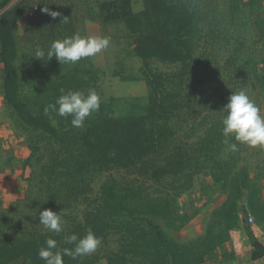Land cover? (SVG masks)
Listing matches in <instances>:
<instances>
[{
	"label": "trees",
	"instance_id": "16d2710c",
	"mask_svg": "<svg viewBox=\"0 0 264 264\" xmlns=\"http://www.w3.org/2000/svg\"><path fill=\"white\" fill-rule=\"evenodd\" d=\"M207 4L205 0L201 12L203 22L210 24ZM142 5L143 26L132 35L136 56L143 62L145 95L135 97L141 102L139 108L123 115L104 109L101 102L99 111L86 118L82 128L73 127L70 116L60 117L51 110L46 113L45 108L55 103L62 88L85 94L89 89L96 91L98 71L92 57L61 65L55 57L47 60L45 55L43 60L34 58L35 52L26 54L27 92H21L15 68L21 52L14 37V9L0 17L6 113L24 134L31 165L23 200L0 214L2 264L14 261L17 249H24L29 264H45L38 251L46 247L47 238L56 240L54 252L72 248L66 237L73 233L82 237L88 228L103 244L113 231L130 244L129 225L119 214L116 220L114 213L107 212L111 205L116 207L123 199L150 203L160 208L158 216L150 215L166 219L173 213L172 192L187 189L193 177L204 171L214 179L229 176L237 155L245 149L246 145L238 144V151H227L221 134V108L230 96L224 94L225 82L243 90L250 86L253 77L245 64L235 61L229 66L217 40L208 44L204 38L201 46L196 45L189 0H142ZM50 10L60 15L53 19L44 13L27 20L29 41L45 53L53 41L73 34L96 36L89 33L90 24L99 32L108 24L135 17L129 0L102 1L95 13L89 10L80 16L83 27L76 31L70 10ZM65 17L67 23L62 21ZM202 31L207 32L204 37L209 32L220 39L216 24ZM152 60L171 68L152 70ZM102 174L109 177L91 208L93 185ZM79 205L86 209L76 214ZM44 209L60 212L61 233L50 232L38 223ZM163 240L162 231L154 226L149 239L154 249L143 254L150 257L148 264H172ZM85 261L82 256L63 257L64 264H95L98 259Z\"/></svg>",
	"mask_w": 264,
	"mask_h": 264
},
{
	"label": "rangeland",
	"instance_id": "374dc122",
	"mask_svg": "<svg viewBox=\"0 0 264 264\" xmlns=\"http://www.w3.org/2000/svg\"><path fill=\"white\" fill-rule=\"evenodd\" d=\"M102 1L111 0H0V17L13 10L16 23L14 37L20 49L19 62L15 64L18 90L27 92L25 80V55L36 51L34 43L26 35L27 20L30 17H41V8H65L70 10V22L76 31L83 27L80 16L85 12L97 11ZM130 8L135 14L130 20L117 24H108L99 29L88 26L89 33L96 36L110 37L107 49L92 57L97 68L95 88L101 98L104 109L119 111L126 115L139 108L140 100L135 97L145 95L143 62L136 56L134 32L142 28V0H129ZM190 12L193 14L192 35L196 45L201 40L212 44L218 41L224 52L228 65L235 61L245 64L253 80L243 90L240 85L225 82L224 94L245 91L255 102L264 116V0H207L210 24L203 22L202 6L205 0H189ZM39 10V13L35 10ZM36 15V16H35ZM184 24V22H181ZM180 23V24H181ZM191 23V22H190ZM182 24V25H183ZM216 26L220 29V39L208 32L204 37L203 27ZM96 28V29H95ZM92 29V30H91ZM185 30V27H183ZM210 31V29H209ZM210 34V35H209ZM219 37V33H218ZM201 46V45H200ZM2 44L0 41V214L20 203L25 194L31 171L30 151L27 148L24 134L6 113L3 93L4 70L1 63ZM152 70L167 71L171 67L152 60ZM108 174L98 176L94 182L92 204L95 207L103 183ZM173 213L166 219L153 217L150 214L160 213V208L150 203L134 199H123L111 205L107 212L116 213L129 225L130 233L127 244L122 237L113 231L107 244L101 243L97 250L82 256L85 262L95 258L105 260L108 264H148L144 253H151L154 245L149 239L154 226L163 233V242L172 256V264H210V257L216 252L235 251L241 243L240 234H244L248 245L256 244V234L264 233V149L245 146L237 155L234 168L225 178L211 177L208 171L193 177L190 186L180 192H172ZM86 206L79 205L75 213L80 214ZM0 216V217H1ZM253 219V225L247 224V218ZM202 234L191 240H178L180 233L189 228L192 221ZM149 220L152 224L145 222ZM154 225V226H153ZM256 233V234H255ZM1 238V237H0ZM24 249L13 253L15 260L10 264H29L24 259ZM0 249V264H2ZM171 258L168 256V260ZM97 261V262H98ZM93 264V263H92Z\"/></svg>",
	"mask_w": 264,
	"mask_h": 264
},
{
	"label": "clouds",
	"instance_id": "9594fccd",
	"mask_svg": "<svg viewBox=\"0 0 264 264\" xmlns=\"http://www.w3.org/2000/svg\"><path fill=\"white\" fill-rule=\"evenodd\" d=\"M41 11L55 19L60 15L59 12L52 11L47 7ZM67 23V17L63 18ZM110 43L108 36H81L73 34L62 40L53 41L47 52L37 49L34 58L47 60L55 59L62 64H75L84 58H91L107 49ZM62 93L45 108L55 112L60 117H71V125L75 128H82L86 118L92 113L99 111L101 98L94 89H89L87 94L82 91L71 89H60ZM224 115L221 118V134L224 137L223 144L227 145V151H238V144L248 147H259L264 149V116L260 114L259 107L252 101L245 91L232 92L228 97L227 103L221 108ZM235 141V142H230ZM50 232L59 234L63 230V221L59 213L49 209H44L39 213V222ZM46 247H41L38 251L39 258L45 264H64L63 257L69 256L76 259L94 253L102 243L100 237L96 236L91 228L86 230V234L78 237L71 234L66 237V243L73 245L72 248L52 251L56 249L57 242L52 238L45 240Z\"/></svg>",
	"mask_w": 264,
	"mask_h": 264
},
{
	"label": "crops",
	"instance_id": "0c3cea01",
	"mask_svg": "<svg viewBox=\"0 0 264 264\" xmlns=\"http://www.w3.org/2000/svg\"><path fill=\"white\" fill-rule=\"evenodd\" d=\"M197 220L195 219L190 224L189 228L182 231L178 237V240H191L202 234L199 227L195 225ZM256 234V233H255ZM241 243L235 251L230 249L227 252L219 251L210 257V264H264V233L256 234V244L248 245L244 234L239 233ZM95 264H108L105 260H100Z\"/></svg>",
	"mask_w": 264,
	"mask_h": 264
},
{
	"label": "built area",
	"instance_id": "2783aa9c",
	"mask_svg": "<svg viewBox=\"0 0 264 264\" xmlns=\"http://www.w3.org/2000/svg\"><path fill=\"white\" fill-rule=\"evenodd\" d=\"M35 10L37 11V13H39V10H37V8H35ZM247 224L249 226H252L253 225V219L251 217H248L247 218Z\"/></svg>",
	"mask_w": 264,
	"mask_h": 264
}]
</instances>
